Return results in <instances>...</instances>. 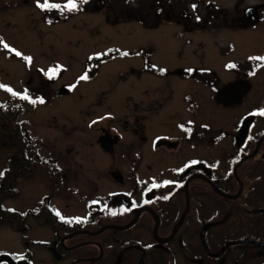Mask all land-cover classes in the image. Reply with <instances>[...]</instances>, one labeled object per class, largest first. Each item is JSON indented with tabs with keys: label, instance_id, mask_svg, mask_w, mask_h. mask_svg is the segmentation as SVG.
Here are the masks:
<instances>
[{
	"label": "flooded vegetation",
	"instance_id": "obj_1",
	"mask_svg": "<svg viewBox=\"0 0 264 264\" xmlns=\"http://www.w3.org/2000/svg\"><path fill=\"white\" fill-rule=\"evenodd\" d=\"M243 2L219 4L228 22L211 27L198 20L211 11L200 2L164 19L179 24L167 28L181 41L168 49L115 42L114 52L94 41L71 73L54 49L71 42L62 29L78 25L70 0H0V16L24 20L32 32L23 40L38 49H5L0 37V264H264V61L250 59L264 57V0ZM117 10L108 22L146 16L144 28L163 25ZM221 26L225 42L216 41ZM175 46L177 59L164 62ZM99 50L129 61L93 87ZM37 54L43 62L34 65ZM10 62L21 66L18 83L7 76ZM121 75L127 84L117 83ZM38 123L63 131L64 171L42 149ZM73 140L83 155L72 161ZM27 193L37 195L26 203Z\"/></svg>",
	"mask_w": 264,
	"mask_h": 264
},
{
	"label": "rangeland",
	"instance_id": "obj_2",
	"mask_svg": "<svg viewBox=\"0 0 264 264\" xmlns=\"http://www.w3.org/2000/svg\"><path fill=\"white\" fill-rule=\"evenodd\" d=\"M256 0H244L243 2V6H245L247 3L249 2H253ZM97 2V0H87V4L86 1L84 0L82 2V6L78 5L75 9H74V13H72V15L69 18V22H74L77 23L79 25V23L82 26H78L75 25L73 23H70L66 28L62 29L63 34H67L68 37L71 39L70 43H58L57 45L54 46V49L57 52H61V55L58 56V58L61 56L62 61L59 62L60 65H65L67 63L68 66L72 67L71 69V73H74L77 69H79L83 63V59L85 58V55L88 53V51H90L91 46L93 45L94 41H97V46L96 48H108L110 47V49L112 48V50L115 52H117V47L118 45L116 44L117 42L121 45V46H125L128 45L130 47H136V46H141V45H145V44H155L156 47L164 50V49H168V47H172L174 46V43H179L181 42L180 40H177L175 38H173L169 32L167 28H170L169 30H173L175 27H178L179 24L176 23H167V24H163L162 26L158 27V28H144L141 23V21L139 19H137V22L133 23L132 21H128L129 23H116L115 21L111 22L112 17H107L110 13V11H112L114 13L115 10H117V8L114 6L115 2H113V0H106L105 5L99 9V8H93L95 7V3ZM234 2V0H201L200 6L203 8L206 5L210 6L211 4L217 3L218 5L220 4L221 6H229ZM119 8L117 11L121 12V13H128V7L124 6L123 3H119L118 4ZM133 6H138V3L135 2V4H133ZM85 8V10H83V8ZM133 8V7H132ZM198 8V6H197ZM132 10V9H130ZM83 20L86 24L83 25L81 23V20ZM113 20L118 21V18H115V16H113ZM122 21H127V19L122 18ZM136 20V19H135ZM38 21V23H37ZM36 24L37 25H43L44 21L42 19V17L37 18ZM110 21V22H108ZM64 22L63 21H54L50 24L51 27H57L62 25ZM115 25H120L122 28H125L123 33H114L113 28L115 27ZM27 24L24 20H21L20 18H14V19H8L6 17H1L0 16V37H2V46L4 47V43L6 42L8 44V47H4L5 49H15L17 50V48L19 49H31L34 50V53H36V46L37 45H32L33 42L31 43H25L23 40V37H27L26 34L28 32H32L31 30H29L27 28ZM87 26V27H85ZM227 26V25H226ZM226 26H221L222 29L220 30H216L215 32V36H216V41L218 42H225L226 41V36L228 33V29H226ZM98 27L100 28V31L98 33V36H92L91 32L94 31V29ZM228 28V27H227ZM116 30V29H114ZM215 30V29H214ZM127 31V32H126ZM168 32V33H167ZM227 32V33H226ZM115 34V39L114 42L111 40V38H109L110 35ZM164 34V35H163ZM188 37L191 34H187ZM194 36V35H193ZM184 41V39H181ZM190 41V40H189ZM116 42V43H115ZM6 44V45H7ZM108 44V46H107ZM182 46L179 45L178 48ZM47 47V46H46ZM44 47V48H46ZM188 47V46H187ZM177 46H175V51L173 52H169L167 53V55H163V58H166V60H164V62H171L173 59H177V50H178ZM253 48L252 45H249L247 47L248 51L251 50ZM38 50V49H37ZM46 50L47 54H46V58L50 57V55H48V53L50 52L48 49H44ZM0 51H2V48L0 47ZM101 53V58L96 59L97 63L100 64V70L102 72V76L97 77L93 82H91L90 84H92V86L94 87L96 84H99V80L102 84H104V77L103 75H106L107 78L110 77V75L115 73V70L117 68V64L118 68H120L121 72L123 70H125L123 67H121L122 63H126L129 60L128 59H120L122 57H113L112 56H106L104 53L105 50H99ZM65 52H67L69 55H71V58L69 60L68 55L65 54ZM38 53V52H37ZM39 54H37V58L38 61L35 60L34 65H39L42 64L43 59L38 56ZM113 57V58H112ZM3 60V58L1 57L0 54V63ZM117 62L115 65L114 63ZM2 66H5L1 63ZM8 66L10 68V72L8 73L7 76L9 78V80L11 82L14 83H18L19 82V72H18V67H19V71L21 69V66L18 65L15 62H10L8 63ZM59 67V66H57ZM106 70H109L107 72H105ZM7 71H2L1 74L2 76H4V74H6ZM110 74V75H109ZM121 79L117 80V83H124L127 84V80L129 75L127 76H122L121 75ZM1 85V84H0ZM107 85V83H106ZM122 85H119V87H121ZM92 87V88H93ZM96 88V87H95ZM94 88V89H95ZM128 88V87H126ZM4 89L3 87H0V98L3 97L4 93L2 92ZM58 106H60L59 104H57ZM57 105H55V109H60L59 107H56ZM61 108L62 105L60 106ZM41 111V108L38 107L37 110ZM54 109V110H55ZM42 112V111H41ZM30 122H32L31 118L29 119ZM37 129L39 131L40 134V139L42 140L41 143V147L44 150L45 153L50 154V155H54V157H56V159L59 161L60 166L58 169H60L61 171L65 170V164H64V160L63 158L59 157V155H64L65 153H67V151L65 149H63L65 146H67V143H65V137L63 134V131L58 129L59 126L57 127H46L44 126V124L42 123H38L37 125ZM70 139V136H69ZM74 144L73 147L75 150L70 151V154H74V157H72V161L76 158H78L79 156L82 157L83 155V150H82V146L80 145V143L77 140H73ZM63 149V150H62ZM69 183L71 184L72 181L70 180ZM37 195V194H35ZM34 194H30L27 193L25 194V202L29 203L31 202L34 197ZM57 200L61 201V199L59 198V195L57 196ZM63 201H66V198L62 199Z\"/></svg>",
	"mask_w": 264,
	"mask_h": 264
},
{
	"label": "trees",
	"instance_id": "obj_3",
	"mask_svg": "<svg viewBox=\"0 0 264 264\" xmlns=\"http://www.w3.org/2000/svg\"><path fill=\"white\" fill-rule=\"evenodd\" d=\"M115 2V7L118 9L119 3H123L124 6H127L128 9L140 10L143 15L149 14L151 20L153 21L152 26L159 25L164 23V19L175 20L177 16H179L180 11H187L192 9H197V4L200 0H113ZM135 2L138 3V6H133ZM195 5V7H193ZM133 7V8H132ZM207 10H211L207 16L202 15L201 19L198 17V20L203 24L207 21L208 27H211L214 22H228L227 11L219 5L211 4L206 7ZM229 12V10H228ZM190 19L189 24L192 25L194 16H185ZM144 19L146 20V16L142 19V23L145 25ZM213 21L210 23V21ZM215 23V25H216ZM2 130V125H0V134Z\"/></svg>",
	"mask_w": 264,
	"mask_h": 264
},
{
	"label": "snow or ice",
	"instance_id": "obj_4",
	"mask_svg": "<svg viewBox=\"0 0 264 264\" xmlns=\"http://www.w3.org/2000/svg\"><path fill=\"white\" fill-rule=\"evenodd\" d=\"M39 6L42 7V8L58 7V5H51V4H48V3L40 4ZM69 7L73 8V9H75L77 7V4H76L75 0H70ZM193 7H195V5H193ZM4 47H8V45L5 44ZM12 51H15V49H12ZM17 55H20V53H17ZM125 55H127V53H125ZM26 59L31 61V57H28ZM250 59L264 61V57H250ZM229 66L230 67H235V65H229ZM55 73H56V70L53 69L52 70V74L55 75ZM87 78H88L87 75H84V76L80 77V79H87ZM0 87H3V86L0 85ZM8 90L11 91V89H8ZM17 95H19V94H17ZM25 98H27V96H25ZM260 114L264 115V109L260 110ZM189 131H190V129H189ZM192 163L195 164V163H199V162L198 161H192ZM181 171H182V169H181ZM0 175H3V174L0 173ZM165 183H172V182L168 181V182H165ZM152 187H159V185L153 184ZM149 190H151V189H149ZM134 206H135V204H134ZM129 210L130 209H124V211H129ZM113 214H115V213H113ZM57 215H59V213H57ZM61 219H63V217H61Z\"/></svg>",
	"mask_w": 264,
	"mask_h": 264
},
{
	"label": "water",
	"instance_id": "obj_5",
	"mask_svg": "<svg viewBox=\"0 0 264 264\" xmlns=\"http://www.w3.org/2000/svg\"><path fill=\"white\" fill-rule=\"evenodd\" d=\"M225 245H226V244H225ZM225 245H223V247H222L217 253H219L221 250H223L224 247H225ZM217 253H214V254H217Z\"/></svg>",
	"mask_w": 264,
	"mask_h": 264
}]
</instances>
